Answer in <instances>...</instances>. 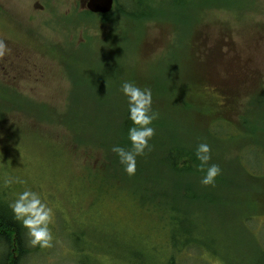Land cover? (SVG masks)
I'll use <instances>...</instances> for the list:
<instances>
[{
    "label": "rangeland",
    "instance_id": "obj_1",
    "mask_svg": "<svg viewBox=\"0 0 264 264\" xmlns=\"http://www.w3.org/2000/svg\"><path fill=\"white\" fill-rule=\"evenodd\" d=\"M125 1L0 0V198L31 189L53 212L52 247L21 229L19 264H264V0H153L144 21ZM124 81L158 114L132 176L106 149H131Z\"/></svg>",
    "mask_w": 264,
    "mask_h": 264
},
{
    "label": "clouds",
    "instance_id": "obj_2",
    "mask_svg": "<svg viewBox=\"0 0 264 264\" xmlns=\"http://www.w3.org/2000/svg\"><path fill=\"white\" fill-rule=\"evenodd\" d=\"M5 45L0 41V55H3ZM121 92L127 98L128 119L132 127L128 129V139L131 149L113 146L112 151L119 157V162L124 171L129 175H135L137 170V157L143 156L145 150L150 148L149 141L155 135V129L151 125L157 119V113L152 110V91L150 88L138 87L134 82L124 81ZM196 158L200 161L198 169L204 172L201 183L205 186L214 185L216 178L221 174V169L216 164L209 166L211 149L208 144L202 143L196 150ZM4 183L23 184L17 177H9ZM14 218L22 228L27 229L29 244L32 247L50 248L53 244L52 208L42 199L40 193L31 189H25L16 194L15 200L9 204Z\"/></svg>",
    "mask_w": 264,
    "mask_h": 264
},
{
    "label": "trees",
    "instance_id": "obj_3",
    "mask_svg": "<svg viewBox=\"0 0 264 264\" xmlns=\"http://www.w3.org/2000/svg\"><path fill=\"white\" fill-rule=\"evenodd\" d=\"M178 1H181V0H178ZM152 2H153V0H149V4H146L147 7L144 6L145 3L143 4L142 0H126L125 1L126 5L122 4L121 2H118V5H119L120 12L122 14H124L128 19L144 21L143 20L144 18L148 19L149 17H151V15L147 13V9H149V7H150L149 5ZM143 38H145L146 40L148 39L147 36H145ZM206 79H208V78H206ZM202 83H204V82L202 81ZM73 104H75V103H73ZM116 110H117V106H115V109L110 114L116 115L115 114ZM67 114H68V116L70 115L68 110L66 112V115ZM69 117L70 118L67 117V120H66V122H68V124L72 125V123H74L75 127L77 125L81 126L83 124V121L80 122L79 116L70 115ZM117 117H118V115H117ZM83 119H85V116H83ZM123 120L124 121L122 122V124H123L125 130L128 132V129L130 127H132V122L128 119V110L126 111ZM113 138L118 139L117 137H113ZM108 142H109V144L108 145L106 144V149L108 152L107 159L111 163H119V165H121L119 162L118 155L112 151V147L115 146L116 143L113 144L110 141H108ZM123 142L124 143H122V144L124 146H128L129 144H131L127 140L123 141ZM118 146H120V145H118ZM177 166H178V163H177ZM109 168L115 169L112 166V164H110ZM110 177H111V179H113V181H118L117 180L119 178L118 172H115L114 175L110 174ZM3 201L4 200H2L0 198V243H3L5 246H8L7 248H9V246L12 247V243L14 241L13 251H15V252L17 251V253L12 252V253H10V256H9V249H7L8 250L7 255H5L4 253H1V255H0V264H19L20 260L24 257V253H25V251L23 249L24 240H23V236L21 234V229H23V228H22L21 224L15 220L14 214H13L11 208L9 207V204L6 202H3ZM173 220L178 221L177 218H174ZM178 223L180 224V221H178ZM167 264H174V262L172 260V261L168 262Z\"/></svg>",
    "mask_w": 264,
    "mask_h": 264
},
{
    "label": "water",
    "instance_id": "obj_4",
    "mask_svg": "<svg viewBox=\"0 0 264 264\" xmlns=\"http://www.w3.org/2000/svg\"><path fill=\"white\" fill-rule=\"evenodd\" d=\"M114 0H89L87 7L93 12H109L113 7Z\"/></svg>",
    "mask_w": 264,
    "mask_h": 264
},
{
    "label": "flooded vegetation",
    "instance_id": "obj_5",
    "mask_svg": "<svg viewBox=\"0 0 264 264\" xmlns=\"http://www.w3.org/2000/svg\"><path fill=\"white\" fill-rule=\"evenodd\" d=\"M89 0H80V2H81V7H82V9L85 11V10H87V12H90V13H92L89 9H87V7H86V9H85V6L87 5V2H88ZM114 3H115V1H114ZM38 5H39V7H42V4H39L38 3ZM34 8H36V5L34 4V6H33ZM44 7V6H43ZM96 13H100V12H96ZM102 14V13H101ZM52 52H55V51H52ZM4 54H5V56H7V54H10V51L9 50H5L4 51ZM3 68H6V67H3ZM21 72V71H20Z\"/></svg>",
    "mask_w": 264,
    "mask_h": 264
}]
</instances>
